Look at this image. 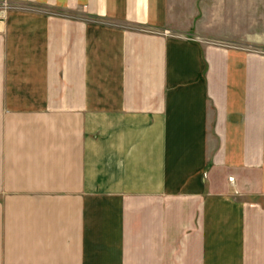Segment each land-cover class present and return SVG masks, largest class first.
<instances>
[{
	"label": "crops",
	"instance_id": "obj_1",
	"mask_svg": "<svg viewBox=\"0 0 264 264\" xmlns=\"http://www.w3.org/2000/svg\"><path fill=\"white\" fill-rule=\"evenodd\" d=\"M3 3L0 264H264V54L184 0Z\"/></svg>",
	"mask_w": 264,
	"mask_h": 264
},
{
	"label": "rangeland",
	"instance_id": "obj_2",
	"mask_svg": "<svg viewBox=\"0 0 264 264\" xmlns=\"http://www.w3.org/2000/svg\"><path fill=\"white\" fill-rule=\"evenodd\" d=\"M184 1L187 3L183 20L189 23L191 16L194 19L190 29L180 36L204 44L241 47L264 54V0ZM7 4L8 9L15 8ZM92 19L102 22L99 18Z\"/></svg>",
	"mask_w": 264,
	"mask_h": 264
},
{
	"label": "built area",
	"instance_id": "obj_3",
	"mask_svg": "<svg viewBox=\"0 0 264 264\" xmlns=\"http://www.w3.org/2000/svg\"><path fill=\"white\" fill-rule=\"evenodd\" d=\"M6 10H8V4L7 3H3L0 5V15H2Z\"/></svg>",
	"mask_w": 264,
	"mask_h": 264
}]
</instances>
